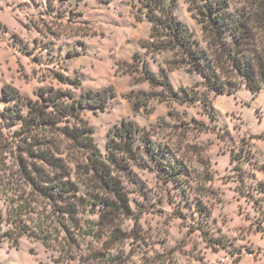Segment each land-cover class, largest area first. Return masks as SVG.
<instances>
[{
    "label": "rangeland",
    "instance_id": "rangeland-1",
    "mask_svg": "<svg viewBox=\"0 0 264 264\" xmlns=\"http://www.w3.org/2000/svg\"><path fill=\"white\" fill-rule=\"evenodd\" d=\"M161 1L0 0V264H264V90L210 92L148 17L170 13L206 46L204 2ZM51 89L114 93L81 114L103 157L115 127L141 130L125 202L105 205L59 131L7 118L5 91L34 102ZM36 170L75 185L71 211L37 191Z\"/></svg>",
    "mask_w": 264,
    "mask_h": 264
},
{
    "label": "trees",
    "instance_id": "trees-1",
    "mask_svg": "<svg viewBox=\"0 0 264 264\" xmlns=\"http://www.w3.org/2000/svg\"><path fill=\"white\" fill-rule=\"evenodd\" d=\"M200 2L204 3L196 8V14L203 28L206 46L172 14H165L162 19L148 17L155 29L167 32L172 48L178 50L185 64L202 76L210 92L216 96L232 95L245 86L254 95L259 94L264 90V0H246V8L237 13L230 10L226 0ZM156 3L161 6L165 1L156 0ZM156 8L154 12L160 9ZM108 92L89 91L78 100L72 94H62L54 89L42 90L38 94L39 100L34 102L26 101L15 91H5V95L17 104L9 108L10 117L7 118L20 120L31 130H57L82 153L89 183L94 184L95 190L108 195L103 202L113 207L115 199L126 201L120 179L127 171L126 164L139 158L134 145L141 130L133 122H123L115 127L109 134L108 155L103 157L94 141V130L81 114L86 108L95 113L104 111L114 96V93ZM67 100L73 103L69 104ZM63 123L67 125L58 129V125ZM145 142L147 148L153 147L146 137ZM44 160L57 166L49 158ZM63 180L36 170L33 182L40 194L50 200L65 202V209L71 211L74 207L69 200L76 192L75 185ZM15 247L18 248L19 244L16 243Z\"/></svg>",
    "mask_w": 264,
    "mask_h": 264
},
{
    "label": "built area",
    "instance_id": "built-area-1",
    "mask_svg": "<svg viewBox=\"0 0 264 264\" xmlns=\"http://www.w3.org/2000/svg\"><path fill=\"white\" fill-rule=\"evenodd\" d=\"M229 261H230V259L228 257L222 258V262L223 263H228Z\"/></svg>",
    "mask_w": 264,
    "mask_h": 264
}]
</instances>
